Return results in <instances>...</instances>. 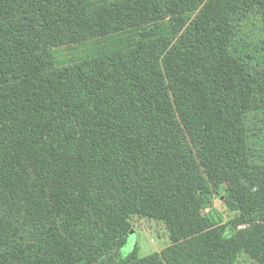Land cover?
Returning a JSON list of instances; mask_svg holds the SVG:
<instances>
[{
	"label": "trees",
	"instance_id": "16d2710c",
	"mask_svg": "<svg viewBox=\"0 0 264 264\" xmlns=\"http://www.w3.org/2000/svg\"><path fill=\"white\" fill-rule=\"evenodd\" d=\"M261 113L264 0H0V264H264Z\"/></svg>",
	"mask_w": 264,
	"mask_h": 264
},
{
	"label": "rangeland",
	"instance_id": "374dc122",
	"mask_svg": "<svg viewBox=\"0 0 264 264\" xmlns=\"http://www.w3.org/2000/svg\"><path fill=\"white\" fill-rule=\"evenodd\" d=\"M250 125L257 128L256 144H263L264 147V113L252 115L249 119ZM224 182V181H223ZM227 188V183L221 185V194H224ZM206 215H212L217 219H222L223 223H227L237 216V212L230 209L225 203L224 198L215 196L209 207L203 210ZM133 234L132 238L124 239L120 243V247H124L130 243V247L137 246L138 256L144 258L154 253H160L166 247L170 246V235L163 222L151 220L144 217H133L131 219ZM241 264H254L253 262L243 260Z\"/></svg>",
	"mask_w": 264,
	"mask_h": 264
},
{
	"label": "water",
	"instance_id": "95a60500",
	"mask_svg": "<svg viewBox=\"0 0 264 264\" xmlns=\"http://www.w3.org/2000/svg\"><path fill=\"white\" fill-rule=\"evenodd\" d=\"M130 234H133V230L130 232Z\"/></svg>",
	"mask_w": 264,
	"mask_h": 264
}]
</instances>
